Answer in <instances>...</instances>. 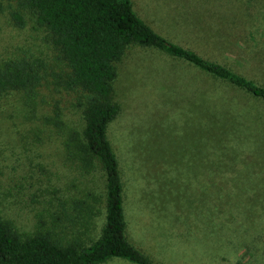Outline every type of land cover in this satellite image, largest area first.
Returning a JSON list of instances; mask_svg holds the SVG:
<instances>
[{"label":"rangeland","instance_id":"374dc122","mask_svg":"<svg viewBox=\"0 0 264 264\" xmlns=\"http://www.w3.org/2000/svg\"><path fill=\"white\" fill-rule=\"evenodd\" d=\"M1 1L0 60L38 57L51 65L49 33L16 1ZM131 2L157 33L264 86V0ZM113 85L120 112L107 138L123 183L128 240L155 264H264V164L252 162L249 151L264 126V100L140 45L127 48ZM202 93L211 98L202 101ZM219 108L235 117L223 113L229 158L239 147L250 161L236 165L239 173L225 162L215 172V147L201 145L204 112L217 116ZM56 112L62 128L53 122ZM81 125L77 94L50 82L35 96L0 94V214L20 231L54 226V232L75 235L73 203L90 192L99 199L93 225L99 234L103 171L81 173L63 147L68 130ZM103 264L133 263L114 258Z\"/></svg>","mask_w":264,"mask_h":264},{"label":"trees","instance_id":"16d2710c","mask_svg":"<svg viewBox=\"0 0 264 264\" xmlns=\"http://www.w3.org/2000/svg\"><path fill=\"white\" fill-rule=\"evenodd\" d=\"M14 1L21 9L30 11L36 22L49 33L55 54L51 65L38 57L0 60V94L22 91L27 97L35 96L44 82L77 94L81 130H68L63 147L81 173L90 174L97 167L103 171L105 217L95 237L93 225L99 214V199L90 192L86 193L88 198L73 201L78 212L73 224L78 227L76 234L70 237L54 232V226L22 232L0 214V264H103L114 258L133 264H155L126 236L123 183L118 160L107 138L108 125L120 112L113 85L117 63L131 45L147 46L184 60L262 100L264 86L157 33L138 16L131 0ZM14 17L23 25L20 13L16 12ZM210 98L209 94L203 97L202 93V101L207 102ZM219 111L216 116L214 111L205 110L204 118L208 120L203 129H197L201 134L203 131L201 145L215 147V172L223 169L219 165L225 162L231 163L226 165L233 166L239 173L242 168L236 165L239 162L249 164L250 161L242 156L239 147L229 158V148L223 143L224 128L229 119L223 113L235 117L230 111L221 108ZM59 116L60 113L56 112L52 119L62 128ZM250 141L249 151L254 152L251 161L264 164V126ZM195 145L201 146L198 140Z\"/></svg>","mask_w":264,"mask_h":264}]
</instances>
